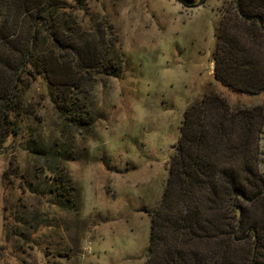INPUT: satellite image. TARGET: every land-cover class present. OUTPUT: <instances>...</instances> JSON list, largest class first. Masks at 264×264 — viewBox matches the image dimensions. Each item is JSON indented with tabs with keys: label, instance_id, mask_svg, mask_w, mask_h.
<instances>
[{
	"label": "rangeland",
	"instance_id": "rangeland-1",
	"mask_svg": "<svg viewBox=\"0 0 264 264\" xmlns=\"http://www.w3.org/2000/svg\"><path fill=\"white\" fill-rule=\"evenodd\" d=\"M19 1L27 2L21 11ZM60 1L70 28L86 39L82 57L92 63L101 56L119 72L88 71L64 102L48 86L69 81L67 64L49 56L48 75L24 78L18 134L0 127V264H149L151 214L190 107L213 99L214 115L218 106L231 114L256 109L251 159L264 178V34L238 18L236 0ZM42 2L9 0L0 32L12 41L0 47V71L19 61ZM242 37L259 70L240 66L229 77L242 75L257 93L215 76L224 62L219 47ZM239 131L234 123L224 150ZM248 249L236 246L234 264Z\"/></svg>",
	"mask_w": 264,
	"mask_h": 264
},
{
	"label": "trees",
	"instance_id": "trees-1",
	"mask_svg": "<svg viewBox=\"0 0 264 264\" xmlns=\"http://www.w3.org/2000/svg\"><path fill=\"white\" fill-rule=\"evenodd\" d=\"M177 1L196 5L195 0ZM62 2L43 0L31 17L30 35L19 61L13 65L7 63V69L0 71V76L8 72L10 80L7 85L0 83V127L9 128L11 136L18 134V118L24 107L21 94L24 78L48 75L49 56L72 70L69 81H56L48 86L50 97L62 102L67 99L69 89L74 91L72 95L81 88L88 71L111 77L118 75V67L107 60L99 61L101 56L92 58V63L82 57L86 39L82 43L70 28L62 12L65 8ZM236 3L238 18L263 35L264 0H236ZM25 6L27 2L19 1L20 11ZM8 10L9 0H0V18ZM1 32L0 47L12 41L9 34ZM220 38L223 44V31ZM237 40L228 41L227 49L219 47L224 62L221 71L219 62L216 64L215 76L232 89L257 93L259 89L253 86L248 90L252 87L242 83V75L235 82L229 77L240 66L248 72L254 64L253 73L259 70L257 63H253L254 57L243 47L245 37ZM236 82L239 85H234ZM214 103L217 100L205 99L184 113L170 176L162 200L150 218L149 264H234L237 245L249 246L246 255H241L242 264H264V178L258 175L251 159L256 109L231 114L218 106L214 115L211 109ZM261 109L257 110L261 112ZM234 123L240 129L238 141L231 149L224 150V141L232 135ZM0 133L3 134L1 130Z\"/></svg>",
	"mask_w": 264,
	"mask_h": 264
}]
</instances>
